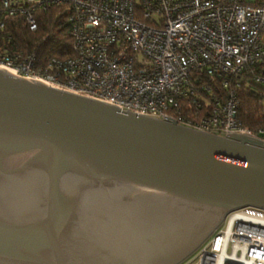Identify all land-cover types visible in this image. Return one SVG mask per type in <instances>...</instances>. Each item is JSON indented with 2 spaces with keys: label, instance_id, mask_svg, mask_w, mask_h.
Listing matches in <instances>:
<instances>
[{
  "label": "water",
  "instance_id": "obj_1",
  "mask_svg": "<svg viewBox=\"0 0 264 264\" xmlns=\"http://www.w3.org/2000/svg\"><path fill=\"white\" fill-rule=\"evenodd\" d=\"M264 210V146L0 68V264H176Z\"/></svg>",
  "mask_w": 264,
  "mask_h": 264
},
{
  "label": "built area",
  "instance_id": "obj_2",
  "mask_svg": "<svg viewBox=\"0 0 264 264\" xmlns=\"http://www.w3.org/2000/svg\"><path fill=\"white\" fill-rule=\"evenodd\" d=\"M0 3L5 14L25 15L30 29L31 10L65 5L72 36L68 54L50 57L0 37V68L121 111L264 146V124L241 117V94L251 90L264 111V0ZM179 264H264V210L231 211Z\"/></svg>",
  "mask_w": 264,
  "mask_h": 264
},
{
  "label": "trees",
  "instance_id": "obj_3",
  "mask_svg": "<svg viewBox=\"0 0 264 264\" xmlns=\"http://www.w3.org/2000/svg\"><path fill=\"white\" fill-rule=\"evenodd\" d=\"M6 11V10H5ZM0 3V37L8 44L33 51L37 56H63L71 49L72 36L68 16L70 10L65 5L47 4L43 8L31 10L36 20V28L30 29L22 14H5ZM10 42V43H9ZM243 123L250 126L264 124V111L258 104V96L252 90L241 94Z\"/></svg>",
  "mask_w": 264,
  "mask_h": 264
},
{
  "label": "rangeland",
  "instance_id": "obj_4",
  "mask_svg": "<svg viewBox=\"0 0 264 264\" xmlns=\"http://www.w3.org/2000/svg\"><path fill=\"white\" fill-rule=\"evenodd\" d=\"M221 223H222V222H221ZM221 223H220L217 227H219V226L221 225ZM217 227H216V228H217ZM184 259H185V258H184ZM184 259H183V260H184ZM183 260H181L180 262H177L176 264L181 263Z\"/></svg>",
  "mask_w": 264,
  "mask_h": 264
}]
</instances>
